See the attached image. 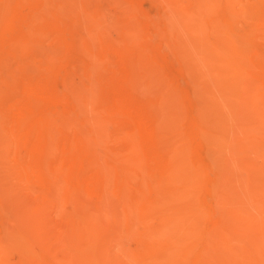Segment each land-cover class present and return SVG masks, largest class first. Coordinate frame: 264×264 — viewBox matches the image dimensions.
Instances as JSON below:
<instances>
[{
    "label": "bare ground",
    "instance_id": "bare-ground-1",
    "mask_svg": "<svg viewBox=\"0 0 264 264\" xmlns=\"http://www.w3.org/2000/svg\"><path fill=\"white\" fill-rule=\"evenodd\" d=\"M0 264H264V0H0Z\"/></svg>",
    "mask_w": 264,
    "mask_h": 264
},
{
    "label": "rangeland",
    "instance_id": "rangeland-1",
    "mask_svg": "<svg viewBox=\"0 0 264 264\" xmlns=\"http://www.w3.org/2000/svg\"><path fill=\"white\" fill-rule=\"evenodd\" d=\"M147 5H148V6H147ZM144 6H145V7H144L145 9L148 8L147 10H149L151 13H153V10H154V9L151 7L150 2H149V3H148V2L144 3ZM146 7H147V8H146ZM112 36H114V34H113Z\"/></svg>",
    "mask_w": 264,
    "mask_h": 264
}]
</instances>
